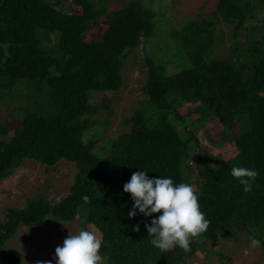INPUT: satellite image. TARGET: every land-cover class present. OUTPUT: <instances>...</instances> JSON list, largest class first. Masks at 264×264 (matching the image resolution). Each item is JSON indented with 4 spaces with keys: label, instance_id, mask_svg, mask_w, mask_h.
<instances>
[{
    "label": "trees",
    "instance_id": "trees-1",
    "mask_svg": "<svg viewBox=\"0 0 264 264\" xmlns=\"http://www.w3.org/2000/svg\"><path fill=\"white\" fill-rule=\"evenodd\" d=\"M203 1L186 16L174 0H0V107L11 116L0 117V185L24 163L55 175L74 165L64 192L17 191L4 208L0 264L34 261V248L55 249L89 228L102 234L104 264H245L248 250L218 247L253 236L264 249V0ZM159 3L183 20L154 12ZM101 21L102 33L90 36ZM134 64L147 78L123 111V130L107 137L111 96ZM17 96L24 102L13 107ZM213 120L216 140L205 128ZM228 144L236 154L226 158ZM233 166L259 172L252 191ZM138 171L198 192L211 223L191 251L151 245L145 223L159 214L129 218L134 201L123 186Z\"/></svg>",
    "mask_w": 264,
    "mask_h": 264
},
{
    "label": "clouds",
    "instance_id": "clouds-1",
    "mask_svg": "<svg viewBox=\"0 0 264 264\" xmlns=\"http://www.w3.org/2000/svg\"><path fill=\"white\" fill-rule=\"evenodd\" d=\"M231 175L243 186L245 192L252 191L253 182L259 172L241 166H233ZM125 193L131 194L134 201L129 218L139 214L151 217V224L145 223L149 242L161 251H170L175 247L185 252L191 251L192 242L207 232L211 221L201 210L199 194L189 183H175L172 178H150L148 172H133L130 181L124 184ZM138 210V212H137ZM139 232V225L133 228ZM254 232V228H249ZM102 234L98 230L82 229L77 234L70 233L62 246L55 249L56 264H104L101 255ZM260 240L250 238V247H260ZM37 264H52L51 261H38Z\"/></svg>",
    "mask_w": 264,
    "mask_h": 264
},
{
    "label": "rangeland",
    "instance_id": "rangeland-1",
    "mask_svg": "<svg viewBox=\"0 0 264 264\" xmlns=\"http://www.w3.org/2000/svg\"><path fill=\"white\" fill-rule=\"evenodd\" d=\"M174 1L177 3L176 9L179 10V12H182L186 16L190 15L188 13L189 11L196 10L199 5H202L205 2L203 1L201 3L202 0H174ZM152 8L156 9L154 10V12L163 15L164 19H167V17H171L176 22H180L183 20L182 18L179 19L178 17H176L177 15L175 12L167 16L166 8H163L161 6V3H159L157 6L156 5L153 6ZM172 24L173 23L169 21L168 24L165 26H170ZM102 27L103 26H102V21H101L97 23L94 26V28H92V30L89 32V35L94 36V35L102 33V30H103ZM150 52L153 53V51H150ZM137 53L140 55V58L137 59L135 62L139 64V62H141L142 57L144 58V55L139 49ZM135 64H134L135 67H131L128 65L126 69L124 70L123 85L121 89L118 91V94L116 96H113V95L111 96V94L110 95L106 94L108 98H110V96L112 97V105L114 107V113L109 118L108 127L106 128L105 134L107 137H113L119 131L123 130L122 122H121L124 118L123 111L128 110L136 102V95L141 93V87L143 86L147 78L146 71L148 70V68L146 67L141 68L142 67L141 65L137 66L138 64L137 65ZM174 70L175 69H173V66L171 65L169 69V73H173ZM17 97L18 98H15V102L12 104L13 107H18L21 103L23 104L24 102L21 96L20 97L17 96ZM101 98H102L101 94H96V96H94V101L98 103L101 101ZM0 108H2L0 110V117L3 116V118L8 123L9 119H11V116L7 115L8 110L5 107H0ZM97 117L99 118L102 117V119H106L107 114L106 112L100 111L99 114H97ZM205 128L208 130L210 136L214 140L218 139L219 133L221 131V126L216 121L214 120L210 121L209 123H207V126ZM199 136L201 137L203 143H205L206 146L211 151L213 152L215 151L217 153L218 151L217 148L213 145L212 142H210V140H206V138H204L202 132H199ZM101 141L103 142L104 139H101ZM222 152L224 154L223 156L227 158V157H230L231 155L236 154V149L231 144H228L224 147V151ZM64 169L66 173H71V175L66 174V173L62 175H59V174L55 175L51 172H46L43 169V167L40 166V164H37V166H32V164L30 165L29 163H24L23 165H21L18 169H16L15 173L11 176V178L7 179L0 185V218L3 217L2 215H3L4 208H7L9 205H12L11 201L16 196L17 191L19 193L24 192L27 195V197L34 196L37 194L40 195L44 193L45 191H47L50 199L64 192L65 188L73 180L72 174H74L73 172L74 165L67 164L66 168ZM23 198L25 199L26 197H23ZM43 241L45 242L44 239L42 240V242ZM244 241H245L244 238H242L241 240H236V241L235 240H223L221 247L219 246L218 249L220 250L225 249L226 253L231 254L234 249L236 250L239 248H243L244 250H248L249 252L248 255L251 254L248 257L247 262L245 261V264H264V249H260L259 247L253 249L249 246L250 243L245 244ZM21 248H25V244L22 243ZM55 249L50 248L49 250L45 247L41 248L38 246V248H34V250L30 252V255L35 257L34 261L29 262L30 260H28V258L25 256L23 258L26 261V264L27 263L37 264L38 261H51L52 264H56ZM26 251H29V249H27ZM202 255L203 253H201L198 256L202 257ZM205 263H206L205 259L198 258L194 264H205Z\"/></svg>",
    "mask_w": 264,
    "mask_h": 264
}]
</instances>
